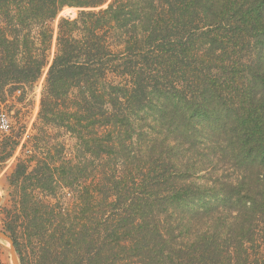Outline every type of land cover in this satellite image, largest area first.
<instances>
[{"label":"trees","instance_id":"16d2710c","mask_svg":"<svg viewBox=\"0 0 264 264\" xmlns=\"http://www.w3.org/2000/svg\"><path fill=\"white\" fill-rule=\"evenodd\" d=\"M0 16V92L22 99L48 67L37 128L75 139L28 136L5 175L19 264H264V0H0Z\"/></svg>","mask_w":264,"mask_h":264},{"label":"rangeland","instance_id":"374dc122","mask_svg":"<svg viewBox=\"0 0 264 264\" xmlns=\"http://www.w3.org/2000/svg\"><path fill=\"white\" fill-rule=\"evenodd\" d=\"M78 9L66 8L58 15L55 22L52 23L54 32L56 31L57 21L60 17L75 18ZM5 19L0 16V26L4 27ZM27 24H29L27 22ZM7 29V28H6ZM24 31L22 34H28ZM34 35V32L31 36ZM54 43L50 52H48V61H51L54 54ZM31 45H28L30 48ZM48 67L43 69L38 80L31 85L26 96L22 99L17 98L15 94H4L0 92V211L3 207L9 205V187L6 182V174L12 170V164L20 157L23 146H30L28 136L39 134L43 136V132L38 130L37 116L39 112V104L41 94L45 87L46 72ZM39 123V128H41ZM48 132L43 136V140L38 142V147L51 145L54 143L63 144L69 151L75 145V139L71 134L62 128L49 127ZM18 142L19 145L8 159H3L4 154L9 150L12 143ZM23 145V146H22ZM0 232L4 234L2 227V214H0ZM5 235V234H4ZM0 258L3 264H11L12 257L9 253V246L0 242Z\"/></svg>","mask_w":264,"mask_h":264},{"label":"water","instance_id":"95a60500","mask_svg":"<svg viewBox=\"0 0 264 264\" xmlns=\"http://www.w3.org/2000/svg\"><path fill=\"white\" fill-rule=\"evenodd\" d=\"M0 237L5 238L9 242V244H10L9 253H10V255H12L14 257L15 264H19L18 263L17 256H16V253H15V250H14V248L12 246V243H11L10 239L6 235H4L3 233H1V232H0Z\"/></svg>","mask_w":264,"mask_h":264},{"label":"bare ground","instance_id":"6f19581e","mask_svg":"<svg viewBox=\"0 0 264 264\" xmlns=\"http://www.w3.org/2000/svg\"><path fill=\"white\" fill-rule=\"evenodd\" d=\"M0 242L3 243V244H5L6 246H9V249H10V244H9V242L5 238L0 237ZM11 257H12L11 264H15L14 257L12 255H11Z\"/></svg>","mask_w":264,"mask_h":264}]
</instances>
